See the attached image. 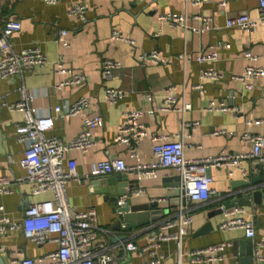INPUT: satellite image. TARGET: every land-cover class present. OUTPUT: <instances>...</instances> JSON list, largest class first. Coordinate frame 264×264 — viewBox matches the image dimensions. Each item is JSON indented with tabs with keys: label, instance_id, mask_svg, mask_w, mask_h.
<instances>
[{
	"label": "crops",
	"instance_id": "0c3cea01",
	"mask_svg": "<svg viewBox=\"0 0 264 264\" xmlns=\"http://www.w3.org/2000/svg\"><path fill=\"white\" fill-rule=\"evenodd\" d=\"M219 1L208 0L201 6H192L185 0H59L54 5L44 0H0V27L12 18L20 20L22 24L20 32L11 39L15 50L36 47L49 60L46 65L26 73L23 78L19 75L0 78V174L9 176L14 183L12 193L0 194L3 212L13 219H19L26 206L53 198L51 192L31 194L32 185L24 180L27 172L20 164L26 144L17 139L16 124L24 116L21 111L12 110L11 107L20 100L19 88L25 85L35 95L33 105L38 113L54 116L55 124L50 135L70 141L83 130L87 117L101 118V124L92 128L96 145L86 153L71 150L66 154L65 170H68L70 161H74L82 178L71 179L67 183L69 202L77 211L94 208L98 225L109 231L99 232L95 242L97 248H106L115 253L121 258V264H144L149 261L152 257L148 253H125L123 243L133 241L139 246L147 244L155 226L175 214L180 196L164 179H174L178 173L167 170L161 177L144 180L146 190L133 196L135 203H149L152 208L163 211L157 220L132 229L123 226L116 228L119 218L114 212L115 203L92 185V177L98 175L97 164L106 157V148L113 143L124 113L137 109L146 112L142 120L149 135L141 138L137 146V153L145 162L156 160L152 140V134L155 133L170 136V139L182 135L184 155L188 159L219 153L250 155L254 146L243 141L242 135L249 131L264 136V122L257 123L264 120V76L252 79L251 89L246 88L240 80L230 79L232 74H242L247 65H264V26L260 25L255 32L226 26L229 17L241 13L258 16V0H226L225 7L220 6ZM76 3H84L88 7L85 22L68 15L69 8ZM166 13L187 15L190 21L194 15L210 16L214 28L201 33L172 25L159 19L161 14ZM192 23L199 25L197 20ZM114 29L134 40L135 47L125 40L112 38ZM61 30L68 31L69 46H64L60 41ZM219 41L229 46L218 48L216 60L202 63L190 60L184 63L178 58L185 51L193 53L198 48ZM153 48L161 50L170 59L169 63L156 65L138 60L140 52ZM59 59L66 67L83 72L87 77L86 83L53 90L52 86L66 77L54 71V62ZM107 59L122 64L118 74L112 78H105L102 72L103 62ZM201 68H215L223 72L225 78L206 81L204 91L199 92L195 85L200 82ZM170 84L177 85L178 105L190 103V110L180 112L159 109L164 104L166 88ZM108 88H121L127 94L116 102H109L105 98ZM144 93H150L151 98L143 96ZM82 96L89 100V105L82 113L66 117L62 112L55 111L56 106L73 102ZM223 100L232 106H241L242 113L236 115L233 110L207 109L210 102ZM247 120L253 123L248 124ZM185 121H198L199 124L194 130L191 126L184 127ZM214 131L219 133L213 134ZM112 150L122 153L128 163L134 162L122 149L112 147ZM230 171H233L231 175ZM210 175L213 178L211 186L216 193L207 201L192 205L194 222L190 235L183 239L180 253L174 240L164 242L157 249L158 254L164 255L163 264H194L189 255L193 249L224 242L231 243L225 258L212 264H251L242 261L245 249H241L238 244L247 239L244 230L219 229L223 219L220 206H230L234 202L238 204L239 197L250 193L249 186H260L262 178L264 181V168L261 169L258 162L249 156L233 168H212ZM131 176L134 177L133 174ZM170 184H176L175 180ZM158 197L165 201L153 203L152 199ZM244 206L247 210L245 217L255 224L256 238L264 237V207L254 202ZM172 231H177V228L174 227ZM2 244L20 249L22 256L35 258L58 247L56 243L38 245L27 240L20 230L4 237ZM235 244H238L237 247ZM261 252L264 255V247ZM257 264H264V261Z\"/></svg>",
	"mask_w": 264,
	"mask_h": 264
},
{
	"label": "built area",
	"instance_id": "2783aa9c",
	"mask_svg": "<svg viewBox=\"0 0 264 264\" xmlns=\"http://www.w3.org/2000/svg\"><path fill=\"white\" fill-rule=\"evenodd\" d=\"M46 3L54 5L59 0H44ZM192 6H201L208 0H185ZM219 5L225 7L226 0H220ZM88 7L84 3H76L68 10V15L76 17L85 22L87 19ZM160 20L169 22L172 25H180L184 28L194 29L196 32H205L214 28L213 19L210 16L194 15L193 20L199 22L195 26L187 15L166 13L159 16ZM264 26V0H258V16L251 17L248 13H241L237 16L229 17L226 22L227 27H237L241 30L255 32L260 26ZM22 24L20 20L12 18L4 22L0 27V78H7L19 75L22 78L26 73L38 67L46 65L49 60L46 54L39 48L28 47L15 50L12 44L14 34L20 32ZM68 31L61 30L59 39L64 46H69L67 38ZM112 38L125 40L135 47V41L124 36L119 30L112 31ZM229 46L219 41L214 45L198 48L193 53L188 51L178 55L184 63L190 60L197 62L213 61L218 58V48ZM251 57L250 53H247ZM140 62L152 64H168L170 59L161 50L153 48L142 51L138 54ZM122 64L117 60H104L102 72L105 78H112L118 74ZM56 74H65L66 77L55 83L53 90L59 91L64 87L80 86L87 81L83 72L66 67L59 59L54 62ZM264 76L263 66L247 65L240 75L232 74L230 79L242 81L246 88L251 89L252 79ZM225 78V74L215 68H201L200 82L195 85L199 92L204 91V83L208 80L218 81ZM177 85L170 84L166 88L164 104L159 109L163 111L190 110V103L178 105V95H176ZM20 100L11 107L23 113V120L16 124V136L20 142L26 144L21 166L27 174L24 180L32 185L31 194L39 195L45 192L53 194L52 199L42 200L30 204L25 208L21 218L13 219L0 209V252L9 255V264H121V258L106 248H97L95 242L99 232H109L101 228L97 223V212L94 208L85 210H74L69 202L67 193V183L71 179L81 180L77 172L74 161H70L68 170H65L64 163L66 154L71 150L88 152L96 145L92 134V128L101 124L99 116L87 117L84 121L83 130L78 136L70 141L50 135L54 128L55 118L52 114L41 115L33 105L34 93L25 85L19 88ZM127 92L121 88H108L105 98L109 102H116L126 96ZM143 96L151 98L150 93ZM7 105V104H5ZM89 105L87 97H79L73 102H66L55 107L57 113L62 112L66 117H72L82 113ZM207 109L217 111L233 110L236 115L242 113L241 106H232L227 100L220 102L212 101ZM153 112V110H152ZM145 110L137 109L124 113L122 122L117 128V132L111 146L106 148V157L98 162L97 174L106 175L118 172H130L137 180L133 186V195H139L146 190V179H156L161 177L167 170H173L181 176L180 203L173 216L163 219L155 226V231L150 235L149 242L139 246L133 241L123 243L126 252L148 253L152 257L144 264H163L164 255L158 254L157 249L164 243L174 240L177 243L179 253L183 239L190 235V230L194 222L192 205L207 201L216 190L211 186L213 178L210 175L212 168H233L239 166L246 157H252L259 163L264 164V136L251 133L249 131L242 135L245 142L252 143L254 150L252 154H229L219 153L197 159H188L184 155V141L182 135L170 139V136L152 134L154 141L153 154L156 158L154 162H145L137 153V146L141 138L149 135V131L142 118ZM264 122L259 120L257 123ZM252 124V120H247ZM199 122H183V126H191L194 130ZM219 133L214 131L213 134ZM112 147H118L133 158V163H128L122 153L114 152ZM233 171H230V175ZM20 180H18V183ZM14 183L9 176L0 174V194L12 193ZM126 196L121 197L118 204H123ZM165 199L153 198V203H161ZM223 219L219 223V229L232 231L243 229L247 238L254 239L255 251L251 264L264 261L261 249L264 247V237L256 238L255 224L245 217L247 210L244 205L236 204L226 207L221 205ZM123 227L124 224L122 225ZM176 227L177 231H172ZM20 230L27 238L38 245L56 243L57 249L46 255L35 258L22 256L20 249H12L2 244V239L9 236L13 231ZM231 246L230 242L216 243L202 248H195L190 252L191 262L194 264H212L216 260H222L226 256V251Z\"/></svg>",
	"mask_w": 264,
	"mask_h": 264
},
{
	"label": "water",
	"instance_id": "95a60500",
	"mask_svg": "<svg viewBox=\"0 0 264 264\" xmlns=\"http://www.w3.org/2000/svg\"><path fill=\"white\" fill-rule=\"evenodd\" d=\"M258 166L263 169L264 164L259 163ZM262 178V177H261ZM175 180L176 184L171 185V181ZM136 179L131 176L130 172H118L106 175H97L92 177V185L98 188L100 192L106 194V198L115 203L114 212L118 215L119 222L116 228H121L122 225L126 228H138L143 227L157 220L163 210L154 209L149 203H135L133 199L132 189L136 183ZM168 186L176 189V194H181V176L178 174L174 176V179L167 177L164 179ZM250 192L246 196L239 197L237 203L239 205H251L254 202L257 205L264 207V181L261 179V184L258 187H248ZM126 196L123 204H118L121 197ZM180 197L178 198V204L180 203ZM236 205V202L230 206ZM226 207H230L225 204ZM28 206H26L27 208ZM123 238L125 236H122ZM241 249H245V255L242 257L244 263H252L254 259L255 242L252 238H247L244 241L238 242ZM238 244H235L237 247ZM242 251V250H241ZM0 264H9V258L7 254L0 252Z\"/></svg>",
	"mask_w": 264,
	"mask_h": 264
}]
</instances>
